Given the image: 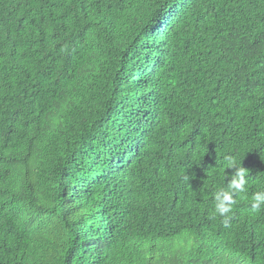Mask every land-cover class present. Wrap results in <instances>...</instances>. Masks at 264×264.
<instances>
[{
  "label": "trees",
  "instance_id": "16d2710c",
  "mask_svg": "<svg viewBox=\"0 0 264 264\" xmlns=\"http://www.w3.org/2000/svg\"><path fill=\"white\" fill-rule=\"evenodd\" d=\"M259 191L264 0H0V264H264Z\"/></svg>",
  "mask_w": 264,
  "mask_h": 264
},
{
  "label": "clouds",
  "instance_id": "9594fccd",
  "mask_svg": "<svg viewBox=\"0 0 264 264\" xmlns=\"http://www.w3.org/2000/svg\"><path fill=\"white\" fill-rule=\"evenodd\" d=\"M227 168L235 169L234 175L227 187L219 188L215 193V208L213 216H220L224 219V224L227 226L228 220L232 213V207L235 204L233 199L234 193H245L247 191L245 185V176L248 174V170L241 167L232 158H227ZM251 209L253 212H259L264 209V191H259L253 194L251 198Z\"/></svg>",
  "mask_w": 264,
  "mask_h": 264
}]
</instances>
